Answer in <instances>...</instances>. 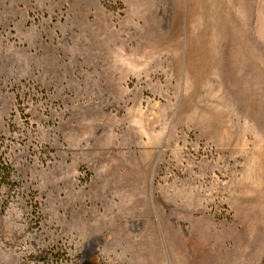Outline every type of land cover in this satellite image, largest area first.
I'll return each mask as SVG.
<instances>
[{"label":"rangeland","instance_id":"374dc122","mask_svg":"<svg viewBox=\"0 0 264 264\" xmlns=\"http://www.w3.org/2000/svg\"><path fill=\"white\" fill-rule=\"evenodd\" d=\"M0 139V264H264V0H0Z\"/></svg>","mask_w":264,"mask_h":264},{"label":"trees","instance_id":"16d2710c","mask_svg":"<svg viewBox=\"0 0 264 264\" xmlns=\"http://www.w3.org/2000/svg\"><path fill=\"white\" fill-rule=\"evenodd\" d=\"M1 141V139H0ZM2 142L0 143V149L2 147ZM12 176V168L8 162L4 159V152H0V188L9 184L10 178Z\"/></svg>","mask_w":264,"mask_h":264},{"label":"crops","instance_id":"0c3cea01","mask_svg":"<svg viewBox=\"0 0 264 264\" xmlns=\"http://www.w3.org/2000/svg\"><path fill=\"white\" fill-rule=\"evenodd\" d=\"M151 230H153V229L151 228ZM152 232H154V231H152ZM145 245L151 249H154V247H156L157 244H156L154 234L152 235V237L149 240L145 241ZM203 264H205V263H203Z\"/></svg>","mask_w":264,"mask_h":264},{"label":"bare ground","instance_id":"6f19581e","mask_svg":"<svg viewBox=\"0 0 264 264\" xmlns=\"http://www.w3.org/2000/svg\"><path fill=\"white\" fill-rule=\"evenodd\" d=\"M207 48V47H206Z\"/></svg>","mask_w":264,"mask_h":264}]
</instances>
